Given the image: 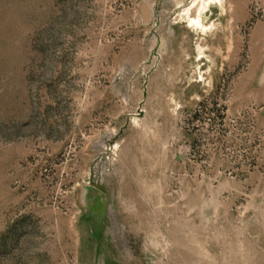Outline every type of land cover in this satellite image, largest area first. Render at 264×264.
Here are the masks:
<instances>
[{
  "label": "rangeland",
  "instance_id": "obj_1",
  "mask_svg": "<svg viewBox=\"0 0 264 264\" xmlns=\"http://www.w3.org/2000/svg\"><path fill=\"white\" fill-rule=\"evenodd\" d=\"M0 264H264V0H0Z\"/></svg>",
  "mask_w": 264,
  "mask_h": 264
},
{
  "label": "bare ground",
  "instance_id": "obj_2",
  "mask_svg": "<svg viewBox=\"0 0 264 264\" xmlns=\"http://www.w3.org/2000/svg\"><path fill=\"white\" fill-rule=\"evenodd\" d=\"M214 1H216V0H214ZM211 2H212V1H211ZM217 2H219V4H220L221 7H222V0H217ZM211 4H212V3H211ZM208 5H209V3L206 4V6H205V8H204V11L207 9ZM193 8H195V7H193ZM190 10H192V8H191ZM190 10H189V13H190ZM223 12H225L224 9H223ZM189 13H188V14H189ZM188 16H189V15H188ZM189 22H190V24H191L193 27H195L198 31H200V33H201L202 35H206V33H207L208 31H210V30H212V29L215 28V24H211L210 26L204 24V20L202 19V15H201V10H200V16H199L198 18H196V19H193L192 17H189ZM198 49H199V51L201 52L200 54H201V55H204V53H203L204 50H203V47H202L201 45L198 46Z\"/></svg>",
  "mask_w": 264,
  "mask_h": 264
}]
</instances>
